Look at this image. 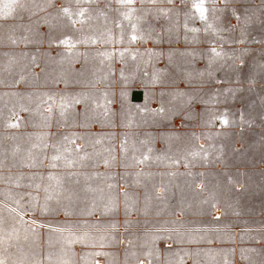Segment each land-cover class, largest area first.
<instances>
[{
  "label": "rangeland",
  "instance_id": "obj_1",
  "mask_svg": "<svg viewBox=\"0 0 264 264\" xmlns=\"http://www.w3.org/2000/svg\"><path fill=\"white\" fill-rule=\"evenodd\" d=\"M18 2L22 6L12 15L0 16V163L13 164L22 151L37 164L48 150L60 157L83 148L89 150L93 165L101 158L110 166L114 162L115 134L110 131L84 132L86 145L78 148L79 143L73 141L79 133L72 129L40 137L30 132L24 138L21 132L5 130L11 126L5 119L22 110L29 119L46 118L48 125L54 118L56 127L62 123L66 128L100 130L119 121L129 126L154 120L167 124L201 103L204 142L200 144L193 130L166 131L160 136L165 148L157 153L152 147L154 134L121 133L127 138L128 167L134 166L139 148L148 149L149 158L158 163L169 159L177 165L183 160L185 167L162 175L132 169L119 175L109 171L103 179L110 184H98L102 177L92 174L85 179L91 184H64L73 189L70 192L57 191L58 184H47L49 198L40 209L36 191L21 189H37L40 175L0 173V180L12 181L13 176L24 180L26 184H11L15 187L6 194L29 214L24 216L22 229L20 221L6 219L12 212L0 203V260L5 264H139L145 256L149 264H186V259L189 264H264V169H245L247 164L264 161V131L246 134L244 130L246 107L250 110L261 94L258 88L243 84L264 81V47L229 46L264 45V0H204L207 22L192 7L194 0H132L131 5H122L120 0ZM129 8L135 10L125 15ZM207 23L217 31H205ZM217 81L220 86H211ZM138 86L146 90L142 104L130 101L131 90ZM153 101L163 109H149ZM50 104L56 107L44 114L43 106ZM197 114L193 109L185 113L189 120ZM251 135L252 147L249 143L246 149V138ZM50 141H56V148L48 149ZM203 164L204 170L193 168ZM120 179L129 183L127 189L116 184ZM60 206L109 218L138 209L144 214L224 216L185 221L188 226L220 228L176 235L178 242L216 240L215 246L162 250L158 247L162 235L143 237L129 232L122 252L93 248L77 253L78 243L113 245L119 238L113 232L85 235L45 226L53 222L39 216L54 214Z\"/></svg>",
  "mask_w": 264,
  "mask_h": 264
},
{
  "label": "crops",
  "instance_id": "obj_2",
  "mask_svg": "<svg viewBox=\"0 0 264 264\" xmlns=\"http://www.w3.org/2000/svg\"><path fill=\"white\" fill-rule=\"evenodd\" d=\"M221 44V42H218ZM229 46H234L236 48L241 47H264V45H255L254 43L251 44H243L241 46L240 44L233 43ZM244 86L250 87L251 89H259L260 96L256 98L254 104L251 106V109L246 107V116H245V127L244 130L246 131V134L252 132L253 130H260L264 131V107H263V92H264V81H246L243 83ZM221 83L214 82V84H211L213 87L220 86ZM200 86V85H197ZM203 86V85H201ZM164 88L163 86H161ZM135 89L142 90L143 92V99L141 101H134L132 100V92ZM146 90L144 88H133L130 92V101L135 104H142L144 101H146ZM262 102L261 108H258V104ZM238 104L237 107H239ZM149 109L154 111H160L163 109L161 104H158L157 101H153L152 103H149ZM56 106L53 105H44L43 106V113L47 114L49 110L53 109ZM189 109L196 110L197 117L194 119L189 120L185 113ZM204 109V105L201 103H196L190 108L182 111L180 114L175 115L172 118V121L170 123H160L157 121H153V125L150 122H144L143 124H140V126H129L128 123H120V121L116 124V126L112 128H100V130H91L89 128H82L80 126L76 128H66L61 123L59 126H55L54 118L49 120L51 124H46V118L43 119H37L32 120L29 119L26 112L22 110L20 114H16L15 116L11 118L5 119V123L9 124L10 127L5 128V130H10V132H21L22 137L24 138V135H28V133H33L37 135L38 137L45 135L46 133H54V132H61V130H76L79 133V136L74 139V143H79V147H84L86 144V140L83 137L84 132L87 131H110L115 134V145H114V162L110 166L107 159L101 158L99 162L96 165L92 164V156L89 154V150L83 148L80 150H75L74 152L67 153V155L64 156H58L56 153L51 154L48 151L44 152L40 159L37 160V164H34L33 160H30L29 158L24 157V151L21 152L19 155V158L14 161L12 164L9 162H6L4 164L0 163V173L1 174H22L24 176V173H34L37 175H40L41 179H38L36 184H39L37 189L27 188V187H18L21 189H24V191L27 190H35L37 194V199L39 203L38 209H40L43 206H46V200L49 198V196L46 194L47 190V184H58L56 190L58 191H66V187L64 184H91L90 182H87L85 179L87 176L96 174L100 177L98 184H110V181L105 178L103 179V175H107L109 171H114L117 175L121 174L123 171L126 170H135L137 172L143 173V172H156L158 174H163L166 171L170 170H178L183 169L185 165L183 164V160H178L179 164L174 165L170 164L171 162L169 159L166 162L158 163V160H151L148 156V149H141L139 148L134 155V166L128 167L127 164H125L126 161V153H125V142L126 137L123 136L121 133H134L136 135H142L146 133L154 134L155 137L153 138V144L152 147L154 151L157 153L159 151L164 150L165 148V141L160 137L163 132L166 131H179L181 129L183 130H193L198 132V140L200 144L204 142L201 131L203 130V127H201V117L199 116V113L202 112ZM179 121V124H178ZM214 122L220 123V119L214 118ZM188 123H194L195 126H189ZM144 124H149L147 126H143ZM33 125V126H32ZM18 126V127H15ZM44 133V134H43ZM249 143L253 144V135L248 139L246 138V149H248ZM57 144L56 141H50L47 144L48 149L53 147L56 148ZM177 162V163H178ZM193 168H197L198 170H204L205 165H197ZM264 169V161H260L259 164H250L245 165V169ZM53 176L54 179L50 180V176ZM10 184V185H9ZM11 184H26L24 183V180H20L18 178H15L13 176V180L10 181V179L4 178V180H0V186L3 187V189H0V203L5 206L8 210H10L12 213L8 214L7 220H18L20 221V227L24 229V216L28 217V213H24L23 208L21 207V203L17 201L14 197L9 196L6 194V190L10 188H14V185ZM116 184H120V187L127 186L126 184H129L127 182L122 181L121 179L117 181ZM125 184V185H123ZM156 184H163L162 182H157ZM200 184V183H199ZM122 187V189H123ZM127 189V187H125ZM69 192L72 191L70 187H68ZM119 195H122V190L118 192ZM122 199L120 197L117 198V202L120 204ZM139 203H142V200H139ZM63 204V203H61ZM223 214H212V215H190V214H162V213H155V214H144L141 213V211L135 210L130 214H123L121 211L115 214L112 217H106L103 214L94 212V213H88V212H71L69 209H66L63 206L59 207V210H57L56 213L50 214V215H40L39 217L45 221H51L53 223H44L45 226L50 227L56 231L60 232H77L80 234L85 235H92V233H104V232H113L115 235H117L119 240L117 243H114L113 245L107 244H96L92 245L90 243H78L76 245L77 253H81L82 250H89V249H99V250H118L119 252H122L124 250V243L127 242V237L129 232H133L134 234L142 235L143 237L147 235L152 234H160L162 235L163 239H160L158 241V247L162 250H171L172 248H182V247H198V246H215L217 245L216 240H212L211 243H185V242H178L176 240V235L181 232H186L188 230H203V229H211V228H220L215 226H188L186 224H183V222L188 220H199V219H221L223 218ZM112 219L116 222L114 225H108V224H97L94 225V222L101 221V220H109ZM131 221L132 223L126 224L125 222ZM222 228H232L236 229L237 227H228L224 226ZM239 228V227H238ZM241 229L244 228L243 226L240 227ZM246 228V227H245ZM237 232L235 234L234 232V242L233 244L236 245V247L239 245ZM236 240V241H235ZM127 244V243H126ZM230 244V243H226ZM126 246V245H125ZM105 260V259H104ZM102 261V260H101ZM100 261V262H101ZM139 264H149L148 259L145 256H141L138 260ZM146 262V263H145ZM186 264L191 263L188 259H186ZM105 264V263H102ZM237 264V263H236Z\"/></svg>",
  "mask_w": 264,
  "mask_h": 264
},
{
  "label": "snow or ice",
  "instance_id": "obj_3",
  "mask_svg": "<svg viewBox=\"0 0 264 264\" xmlns=\"http://www.w3.org/2000/svg\"><path fill=\"white\" fill-rule=\"evenodd\" d=\"M120 3L122 5H131L132 0H120ZM21 6L22 5L19 4L18 0H3V2H0V16L12 15L14 13L15 9L17 7H21ZM192 7L195 8L196 10H198L201 19H203L207 22L206 13H207L208 9L204 6V0H194ZM134 10L135 9H133V8H129L128 13H125V15H130L131 12H133ZM63 11L65 13L70 14L69 8H64ZM161 11H163V9H161ZM83 12H84V10L82 9L81 15H83ZM237 19H239L238 16H237ZM133 27H135V26L133 25ZM209 28H211L213 31H217L215 28H213L211 23H207V27H206L205 31H207ZM212 51H215V49H212ZM77 147H79V146H77ZM0 264H5V262L3 260H0Z\"/></svg>",
  "mask_w": 264,
  "mask_h": 264
},
{
  "label": "water",
  "instance_id": "obj_4",
  "mask_svg": "<svg viewBox=\"0 0 264 264\" xmlns=\"http://www.w3.org/2000/svg\"><path fill=\"white\" fill-rule=\"evenodd\" d=\"M143 99V92L142 90L135 89L132 92V100L134 101H141Z\"/></svg>",
  "mask_w": 264,
  "mask_h": 264
}]
</instances>
